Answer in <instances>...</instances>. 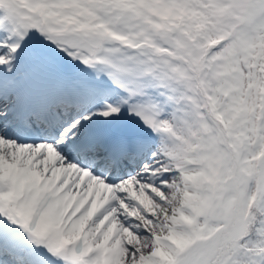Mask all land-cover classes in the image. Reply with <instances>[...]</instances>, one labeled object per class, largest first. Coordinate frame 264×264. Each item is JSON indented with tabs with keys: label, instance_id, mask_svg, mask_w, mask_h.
Returning a JSON list of instances; mask_svg holds the SVG:
<instances>
[{
	"label": "snow or ice",
	"instance_id": "6c2138e0",
	"mask_svg": "<svg viewBox=\"0 0 264 264\" xmlns=\"http://www.w3.org/2000/svg\"><path fill=\"white\" fill-rule=\"evenodd\" d=\"M0 264H264V0H0Z\"/></svg>",
	"mask_w": 264,
	"mask_h": 264
}]
</instances>
